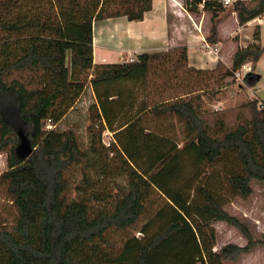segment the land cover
Masks as SVG:
<instances>
[{"label": "trees", "instance_id": "obj_1", "mask_svg": "<svg viewBox=\"0 0 264 264\" xmlns=\"http://www.w3.org/2000/svg\"><path fill=\"white\" fill-rule=\"evenodd\" d=\"M153 1L0 0V148L10 147L0 189L15 211L10 219H0V264H227L264 246V239H255L248 225L230 214L210 185L197 176L202 166L233 155L239 170L228 176L232 192L247 197L254 180L264 181V103L253 97L224 108L205 107L206 99H215L222 87L235 83V71L248 63L251 68L242 81L246 87L258 84V63L264 55L261 25H255L247 45L237 48L230 67L221 61L214 69L191 66L185 45L175 46L172 54L168 49L142 52L129 61L95 62V22L122 16L143 20ZM184 7L212 13L207 41L217 43L220 13L227 8L219 0H184ZM232 11L244 26L264 16V0L237 1ZM167 63L170 67L161 69ZM155 71L186 79L187 89L159 101L145 100L137 113L113 128L111 102L122 93L110 92L111 87L122 81L148 85ZM207 72L218 80L217 88L199 86L204 80L200 74ZM88 76L101 116L117 139L109 145L115 162L105 166L104 173L128 177L126 191L111 210L95 214L90 201H104L108 195L92 189L86 180L77 186L75 199L66 198L67 171L84 163L88 153L73 129H56ZM144 113L172 115L181 121L187 133L183 147L173 152L176 147H168V138L145 128ZM20 129L34 147L25 160L15 151ZM145 151L149 163L143 166L138 158ZM185 156L195 171L186 178L189 182ZM154 192L161 206L155 219L140 227L141 235L120 243L111 240L109 230H126L139 221ZM155 220L160 225H153ZM217 221L238 228L247 243H228L214 250Z\"/></svg>", "mask_w": 264, "mask_h": 264}, {"label": "rangeland", "instance_id": "obj_2", "mask_svg": "<svg viewBox=\"0 0 264 264\" xmlns=\"http://www.w3.org/2000/svg\"><path fill=\"white\" fill-rule=\"evenodd\" d=\"M179 3L184 6V0H180ZM179 3L176 2L174 6L178 7ZM226 8L227 12H231L233 5ZM190 13L192 14V18L187 14L185 16H180L179 20H182L181 25L183 26L187 23L189 25L185 26L187 28L191 27L193 29H198L199 31L203 30L205 34L208 32L210 33L212 17L207 13L202 16V14H204L203 10L196 13ZM209 13L212 15L211 12ZM260 17L263 18V16ZM122 18V20L119 19L120 22L130 21L126 17ZM237 27L238 30H240L242 42L246 41V38H251L255 26L249 24L248 26H243L242 29H239L237 17L232 14L227 16L226 19L221 22L222 34L224 37H229L231 31L236 32ZM187 30L188 29L184 31ZM237 34L234 33L235 36ZM261 41L264 42V25H261ZM120 46H122V43L120 44L118 39V47ZM231 48L232 43L229 42L225 54L228 55ZM119 49L120 48H118L117 53L113 49L112 51L110 50L112 54L109 62H119L121 59H124L122 58L123 52ZM169 51L171 54L176 52L174 51V48H169ZM136 57L137 56L125 57V60H133ZM259 62H261L260 66L264 74V55ZM169 67L170 64L167 63L162 66L161 69L167 70ZM200 76L203 77L204 80L200 81L199 86L207 85L215 88L218 87V80L210 72L200 74ZM86 80L85 87L81 94L73 106L58 121L56 129H73L78 136L82 149L88 153V158L84 163L76 164L67 171L69 186L66 198L68 200L75 199L77 196V186L86 180L91 182L92 189H97L108 195L107 200L90 201L91 212L92 214H95L101 210H111L116 200L127 189L128 177L125 174L118 176L104 173L105 166L110 167L116 159L114 156V150L109 146L117 140L113 128L118 127L123 120L137 113L145 100L148 102H154L181 94L183 90L187 89L185 86L187 80L172 77V75L169 74V71L166 74H162L160 71H155L151 75L148 85L144 83L138 84L132 81L116 83L111 87L110 92L122 93V96L118 98L119 100L117 102H111L113 108L111 111V114H113L111 116L113 128L110 126L109 121H105L101 116L99 107L100 101L97 97L98 95L96 91L91 85L90 76H88ZM103 89L104 88H101V92ZM252 91L254 90L251 87H246L242 81L237 80L234 84L227 87L224 92L219 91L217 93L216 96L222 98L220 103L210 96V98H207L205 101V107L206 109L218 107L224 108L239 104L241 100L247 97L250 98L252 96ZM110 101L111 100H109V104ZM141 120L142 125L145 126V128L152 130L156 136L168 138V147H176L173 148V152L181 149L187 141L185 127L175 116L167 115L155 117L149 113H144ZM148 155V151H145L143 156L138 158L139 163H142L143 166H146L147 163H149L147 158ZM9 157L10 147L6 146L0 148V173L7 168ZM183 162L186 167L185 180H187L186 178L188 175L195 174V171L191 170L190 161L186 156L184 157ZM237 170H239L237 160L233 155H227L220 162L213 165L207 164L202 166L200 174L197 176L199 177V181L203 180L210 185L211 189L224 202V208L230 214L237 216L248 225L255 239L262 240L264 239V181L254 180L252 182L253 192L247 197L235 194L228 186V176ZM85 176H87L86 179ZM160 200L158 193L154 192L149 199L147 212L134 226L126 230L111 229L108 232V237L111 240L120 243L131 235H141L139 232L140 227L145 225L148 221H151L153 218L155 219L154 214L158 207L161 206ZM14 213V208L7 201L6 196L0 189V219H10ZM153 225H160V221L155 220ZM213 227L216 231V244L214 250H219L228 243H235L238 245H245L247 243V239L242 232L225 221L214 222ZM156 228L157 226H154L153 230ZM227 264H264V246L258 245L250 252L242 253L235 260L228 261Z\"/></svg>", "mask_w": 264, "mask_h": 264}, {"label": "crops", "instance_id": "obj_3", "mask_svg": "<svg viewBox=\"0 0 264 264\" xmlns=\"http://www.w3.org/2000/svg\"><path fill=\"white\" fill-rule=\"evenodd\" d=\"M176 2L179 3L180 0H154L152 10L148 11L145 14V18L140 21L120 22L119 19L122 20V17H124L122 16L95 22L94 61L98 63L109 62L112 49L117 53L118 48H120L119 50L123 52L122 58H124L120 61H124L125 57H135L142 52L168 50L175 46L185 45L188 50L189 64L191 66L198 69H214L218 62L221 61L226 67H230L232 65L233 54L237 48L239 46L247 45L252 40L251 35L250 39L246 38V41L241 42L242 39L238 27L236 32L231 31L229 37L223 36L221 22L230 14L237 17L238 20L236 11L227 12L226 10L220 13L221 20L218 23L219 41L214 45H210V47H206L204 46L203 39L208 37L209 32L207 35L203 30L199 31L198 29H193L191 27L187 28L185 27L188 25L187 23L182 26V20H179L180 16H185L187 14L192 18V14L180 3L178 7H175L174 4ZM203 13L202 16L207 13L212 17L209 12L203 10ZM260 18H254L244 26H248L249 24L254 26L256 24L264 25V16L263 18ZM242 27L243 26L239 25V29H242ZM185 28L188 30L184 31L186 30ZM234 33H238V39L234 38ZM118 39L120 44L122 43V46L120 47H118ZM229 42L232 43V48L227 55L225 53ZM260 64L261 62L258 63L257 72L261 75V78L255 87H251L254 91H252V96L250 98L257 97L264 103V74L261 70ZM230 79L231 77L227 78L225 81H230ZM232 84L225 85L220 91L224 92V90ZM219 98L220 97L216 96L215 99L220 103L222 98ZM247 99L249 98L247 97L241 100V102Z\"/></svg>", "mask_w": 264, "mask_h": 264}, {"label": "water", "instance_id": "obj_4", "mask_svg": "<svg viewBox=\"0 0 264 264\" xmlns=\"http://www.w3.org/2000/svg\"><path fill=\"white\" fill-rule=\"evenodd\" d=\"M16 154L20 159H27L33 152L34 147L24 130H19V143L15 148Z\"/></svg>", "mask_w": 264, "mask_h": 264}, {"label": "built area", "instance_id": "obj_5", "mask_svg": "<svg viewBox=\"0 0 264 264\" xmlns=\"http://www.w3.org/2000/svg\"><path fill=\"white\" fill-rule=\"evenodd\" d=\"M219 1L223 4V6L228 7V6H232L235 2L240 1V0H219ZM241 1H244V0H241ZM203 41H204V46L210 47L211 44H209V42L207 41L206 38H204ZM250 68H251V64L248 63V64L244 65L241 70L235 71L234 76L236 77L237 80H242L244 77V74L247 71H249ZM48 126L52 127V122H49Z\"/></svg>", "mask_w": 264, "mask_h": 264}]
</instances>
